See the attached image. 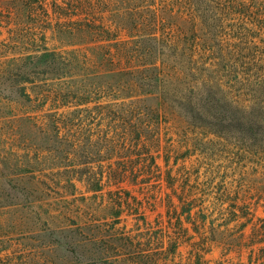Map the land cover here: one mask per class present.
<instances>
[{"label": "rangeland", "instance_id": "obj_1", "mask_svg": "<svg viewBox=\"0 0 264 264\" xmlns=\"http://www.w3.org/2000/svg\"><path fill=\"white\" fill-rule=\"evenodd\" d=\"M201 8L214 20L202 31L210 51L201 46L193 61L182 63L195 72L182 79V94L162 123L161 151L154 153L160 181H125L118 193L105 187L96 195L78 184L71 195L56 175L64 170L65 143L52 139L50 127L41 141L22 126L21 116L44 121L46 110L33 95L31 101L20 98L17 79L5 72L8 59L42 48L43 34L47 47L56 44L49 20L0 7V264H236L235 252L226 249L244 243V218L223 228L230 215L219 201L238 200L239 215L245 201L255 206L252 221L264 217V201L253 204L264 198V0H209ZM228 48L237 50L226 68L212 67ZM204 84L212 91L215 118L177 114L190 103L203 105ZM86 115L87 127L94 126L96 111ZM36 150L47 152L44 166L34 163ZM213 235L229 247L212 243ZM251 238L245 234L246 242Z\"/></svg>", "mask_w": 264, "mask_h": 264}, {"label": "trees", "instance_id": "obj_2", "mask_svg": "<svg viewBox=\"0 0 264 264\" xmlns=\"http://www.w3.org/2000/svg\"><path fill=\"white\" fill-rule=\"evenodd\" d=\"M208 2L0 0V7L9 12L44 14L45 21L49 20V31L56 44L47 47L43 34L42 48L8 59L5 72L17 79L20 98L31 101L33 95L40 102L39 109L46 110L44 121L29 114L21 116L22 126H28L27 130H33L41 141L48 140L50 127L52 139L65 143L64 170L56 175L63 177L71 195L78 192V184L96 195L105 187L117 189L110 190V194L118 193L125 181H160L154 153L161 151L162 123L172 115L178 93L182 94L183 80L195 72L182 63L193 61L201 46L203 53L210 51L204 47L208 39L202 37V31L214 20L205 8L200 9ZM239 13L244 15L241 10ZM253 15L257 18V14ZM259 21L264 29V20ZM236 50L230 52L228 48L212 67L226 68L227 59ZM202 65L203 71L211 72L209 65ZM261 72L260 66L258 77ZM201 102V107L190 103L176 113L183 111L188 120L199 119L202 114L215 118L208 84H204ZM62 108L67 109L65 114L58 113ZM91 109L96 111L94 128L87 127L91 123L86 114ZM36 151L34 163L47 164V152ZM168 188L174 191L173 184ZM259 201L264 199L258 198L253 204ZM235 202L238 200L219 201V207L226 205L222 211L230 215L221 226L242 217L245 222L240 229L250 224L252 228V241L247 244L264 243V219L252 221L255 206L244 201V211L238 208L242 212L239 215ZM190 211L184 210L187 217ZM212 224L209 222L208 230Z\"/></svg>", "mask_w": 264, "mask_h": 264}, {"label": "crops", "instance_id": "obj_3", "mask_svg": "<svg viewBox=\"0 0 264 264\" xmlns=\"http://www.w3.org/2000/svg\"><path fill=\"white\" fill-rule=\"evenodd\" d=\"M262 199H264V198H262ZM256 219L257 218L255 217V220ZM259 219H264V217H261V218L259 217ZM244 222H245V220H244ZM223 228L229 229L228 226H224ZM246 233H248L250 235V237L252 236L251 224L239 231V236L244 238V240H242L244 243L239 244L237 247H231L230 249H226V251L235 252L236 256L232 259L236 260V264H264V247L262 249L258 248L259 249L258 252H255V250H253L254 248H256V246L260 247L261 245H264V243H262V244L256 243L255 244V242H254L252 244H247V242H250L252 240L249 239L247 242L245 241V234ZM233 237L236 238V236H233ZM213 242L215 245H219L221 248L223 246L229 247L228 245H226V243H224V242L218 240L216 237H214V235H213V239H212V243ZM217 242H218V244H217ZM259 251H261V252L259 253Z\"/></svg>", "mask_w": 264, "mask_h": 264}]
</instances>
